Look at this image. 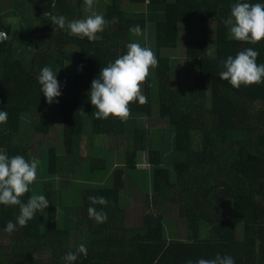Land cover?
Returning <instances> with one entry per match:
<instances>
[{
    "label": "trees",
    "instance_id": "obj_1",
    "mask_svg": "<svg viewBox=\"0 0 264 264\" xmlns=\"http://www.w3.org/2000/svg\"><path fill=\"white\" fill-rule=\"evenodd\" d=\"M24 1L17 4L13 0L12 6H18L19 13L24 3L29 5L40 30L30 49L19 18L11 38L7 35L0 40V111L8 113L7 123L0 124V150L10 157L19 154L29 161L39 159L33 153V139L36 134L47 139L44 177L37 170V180L22 200L26 202L39 189L49 206L38 211L26 227L17 225L9 234L4 229L9 221L16 222L19 206L0 205V264H65L62 257L81 243L87 247V257L80 254L73 264H160L177 249L192 256L207 253L209 259L217 254L231 256L235 264H264V82L236 89L218 76L222 61L245 48L258 51L257 64H264V40L247 44L229 38V26L223 20L237 0H130L146 8L134 13L122 8L120 0H109L103 16L110 23L97 33L95 41L72 36L67 29L54 33L51 23L52 15H63L69 21L82 19L84 0ZM113 17L118 22L111 23ZM182 23H216L217 28L215 56L208 40L187 42L186 57L199 63V76L188 92L173 86L174 60L163 56L164 49L178 46ZM137 24L148 33L150 25L155 26L160 118L173 128L172 155L177 159L169 161L162 151L149 149V209L143 226L129 229L122 191L126 174L140 167V153L148 150L151 135L137 121L152 118L153 103L149 96L145 105L131 103L126 122L116 117L98 120L89 91L101 69L126 54V45L135 42L129 29ZM7 25L0 13V32L8 34ZM68 64L77 69L74 79L78 78V85L69 84ZM45 66L57 73L64 96L58 109L63 122L61 155L50 146L52 126L42 112L50 105L37 80ZM145 83L150 92L149 76ZM87 121L93 136L119 140L132 134L134 147L127 152L125 167L115 170L113 186L86 185L75 206L65 196L72 191L76 166L71 159H77L82 149ZM90 164L92 171L106 169L105 159H92ZM92 195L107 198L106 206H94L107 215L104 223L88 216V197ZM159 203L178 204L188 240L167 242L164 217L155 211Z\"/></svg>",
    "mask_w": 264,
    "mask_h": 264
},
{
    "label": "clouds",
    "instance_id": "obj_2",
    "mask_svg": "<svg viewBox=\"0 0 264 264\" xmlns=\"http://www.w3.org/2000/svg\"><path fill=\"white\" fill-rule=\"evenodd\" d=\"M85 11L91 13L86 18L67 20L63 15H52L51 23L54 33L57 29H67L72 36L89 41L97 39V33L103 32L105 25L110 23L101 14L93 11L94 0H84ZM55 7V5H52ZM45 14V13H44ZM118 22L113 17L111 23ZM229 26V38L247 44H256L264 40V3H252L247 0H237L231 6L229 16L223 20ZM135 36L142 35L140 25L129 29ZM6 32L0 36L7 39ZM126 54L120 55L114 62L104 66L99 76L93 79L89 91L90 102L95 108L93 115L96 119L119 118L126 122L131 115L129 105L138 101L145 105L148 100L141 92V85L146 82L150 69L158 66V59L149 47H142L137 42L126 45ZM259 53L253 48L239 51L235 57L228 56L222 61V69L218 76L227 81L232 87L239 89L241 85L249 86L264 82V64H257ZM83 66H81L82 68ZM41 92L46 97L47 103H59L57 97L62 95L61 85L57 73L51 67L45 66L37 76ZM8 113L0 111V124L7 123ZM39 160L32 157L29 161L23 155L9 156L0 150V205L19 206V215L16 222L9 221L4 231L11 234L17 230V225L23 228L35 217L38 211H43L49 206L45 195H31L26 202L22 197L30 191V185L37 179ZM90 206L87 209L90 219L97 223H104L107 215L97 211L95 205L106 206L108 201L104 196L92 195L88 197ZM87 257V247L81 243L75 251H69L62 259L65 264H73L78 256ZM189 264H192L189 261ZM196 264H235L231 256L217 254L214 259H199Z\"/></svg>",
    "mask_w": 264,
    "mask_h": 264
},
{
    "label": "rangeland",
    "instance_id": "obj_3",
    "mask_svg": "<svg viewBox=\"0 0 264 264\" xmlns=\"http://www.w3.org/2000/svg\"><path fill=\"white\" fill-rule=\"evenodd\" d=\"M24 0H17V4L23 2ZM26 2V0L24 1ZM109 0H94L93 11L97 14H104L106 5ZM13 0H0V13L6 18L8 26V37L11 38L12 33L17 28V23L19 18L21 20V25L23 27V36L29 37L26 40L27 46L32 49V42L35 44L39 35V21L36 19L34 13H32L29 5L25 4L22 6L23 9L19 10L17 13L18 6L13 7ZM122 8H124L129 13H134L137 11H144L146 8L144 5H136L130 0H121ZM86 5L83 3V18H86L91 13L85 11ZM18 14V18H14V14ZM82 18V19H83ZM19 25V24H18ZM152 30L151 33L142 32V35L135 36V42L139 43L142 47H149L153 50L155 55H157V42H156V30L154 24L150 25ZM2 36H0L1 40ZM191 39H206L209 41L211 55H216L217 50V28L216 23L207 24H188L182 23L179 26V43L175 49H164L163 56L169 57L174 60L173 63V86L182 91H191L195 86V79L199 76V63L195 60H190L186 57L187 42ZM76 67L71 64L67 65V73L69 84L74 82V85H78V78L74 79L76 74ZM149 77L151 79V90H147L146 83L141 85V92L145 96H149L153 103V115L151 119L140 118L139 126L143 129H147L151 135V140L147 146V151L141 153L140 167L137 170H129L126 174V187L122 191L123 206L124 208L131 209L132 203H134V197L136 193H139L142 199V204L150 203L151 194V171H150V161H149V149H155L162 151L169 161L177 159L173 157L172 153L174 151V142L172 140V135L174 133L171 125L166 121L162 120L160 114V93H159V80L156 73V67L150 69ZM210 92V90H209ZM78 93V92H77ZM59 103H52L46 107L42 112L45 114L51 122V134L48 136V140H51L50 146H55L60 153H64V147L62 142V131L63 122L59 115V105L64 100V96H60L58 99ZM80 102L83 106V115L85 112V100L82 97ZM86 131L82 138L81 151L76 156L77 159H71L76 166V173L74 178L71 179V193L66 194L67 203H75L81 201V191L88 184H98L107 187L113 186L114 183V173L117 168H123L127 162V152L132 150L134 147V139L132 134H129L124 139H113L109 136H93L90 132V123L87 121L85 125ZM45 140H47L42 134H36L33 139V153L39 159V176H42L44 168L47 164ZM92 159H105L106 169L92 171L91 160ZM70 161V159H69ZM79 165V167H78ZM73 175H70L72 177ZM44 177V176H42ZM37 180V179H36ZM138 188V189H137ZM137 189V190H136ZM139 190V191H138ZM39 194V189L36 192ZM68 199V200H67ZM132 200V203L129 202ZM152 201V200H151ZM82 204V203H81ZM170 205V204H169ZM176 207L174 211L169 210L171 216H177L179 211L178 204H171ZM64 207V206H63ZM62 207V208H63ZM45 214V213H43ZM59 214H63V210H59ZM176 219V217H173ZM45 220V216L42 217V221ZM187 227L186 221L177 222L176 220H169L166 222L167 230L179 229L180 227Z\"/></svg>",
    "mask_w": 264,
    "mask_h": 264
},
{
    "label": "crops",
    "instance_id": "obj_4",
    "mask_svg": "<svg viewBox=\"0 0 264 264\" xmlns=\"http://www.w3.org/2000/svg\"><path fill=\"white\" fill-rule=\"evenodd\" d=\"M121 1V0H120ZM141 153L139 160L141 162ZM138 189V188H137ZM136 189V190H137ZM139 191V190H138ZM136 197H134V203H132V200L129 202L133 208L127 209L125 208L127 212V219H126V227L129 229H135V228H141L143 226V220L148 212L149 209V203L142 204V197L139 193H136ZM153 209V208H152ZM176 207L166 204V203H159L157 204V209L155 210L157 213L162 215L164 217V224H165V231H166V240L167 242H174V241H186L188 240V229L187 227H180L179 229H171L167 230L166 228V222L173 219L177 222H182L183 219H181L179 215V211L177 212V216H171L169 214V210L174 211ZM173 217H176L173 218ZM199 251V250H198ZM200 252V251H199ZM195 255H189L187 252H185L183 249H177L172 251L168 256H166L160 264H189V261L192 262V264H196V262L201 259H209L207 256V253L201 254V253H194Z\"/></svg>",
    "mask_w": 264,
    "mask_h": 264
},
{
    "label": "built area",
    "instance_id": "obj_5",
    "mask_svg": "<svg viewBox=\"0 0 264 264\" xmlns=\"http://www.w3.org/2000/svg\"><path fill=\"white\" fill-rule=\"evenodd\" d=\"M151 0H149V2H150Z\"/></svg>",
    "mask_w": 264,
    "mask_h": 264
}]
</instances>
